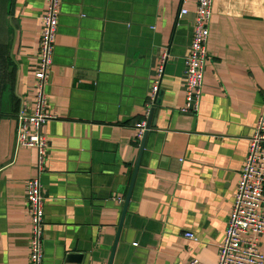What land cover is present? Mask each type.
Wrapping results in <instances>:
<instances>
[{
	"label": "crops",
	"instance_id": "obj_1",
	"mask_svg": "<svg viewBox=\"0 0 264 264\" xmlns=\"http://www.w3.org/2000/svg\"><path fill=\"white\" fill-rule=\"evenodd\" d=\"M46 4L15 0L4 29L19 109L0 121V264H30L27 185L38 155L17 148L16 131L35 102ZM197 8L198 0H63L46 87L57 118L44 128V264L71 253L109 264L138 161L113 264H217L264 109V0H215L200 108L182 114ZM158 79L156 128L140 157L136 125H148Z\"/></svg>",
	"mask_w": 264,
	"mask_h": 264
},
{
	"label": "built area",
	"instance_id": "obj_2",
	"mask_svg": "<svg viewBox=\"0 0 264 264\" xmlns=\"http://www.w3.org/2000/svg\"><path fill=\"white\" fill-rule=\"evenodd\" d=\"M215 0H198L195 26L190 53L186 59V102L182 114H196L203 96L205 67L208 61V41ZM63 0H47L41 17L42 33L39 42V57L35 74V102L25 107L18 116L16 131L17 148L35 150L38 155V175L27 185V210L31 223L30 264H44L45 206L46 196L40 175L43 174L48 155L49 142L44 133L45 126L57 118L50 109L46 87L54 63L55 46L59 31V20ZM188 11L183 10L182 15ZM169 58L162 56L159 78ZM161 80L154 82L147 107V114L159 101ZM137 139L141 140L147 123L136 125ZM188 239L197 241L193 233H186ZM264 236V109L259 115L253 135L248 141V151L240 173L226 235L219 246L217 264H264L260 241ZM137 246V244H135ZM187 264H204L192 260Z\"/></svg>",
	"mask_w": 264,
	"mask_h": 264
},
{
	"label": "trees",
	"instance_id": "obj_3",
	"mask_svg": "<svg viewBox=\"0 0 264 264\" xmlns=\"http://www.w3.org/2000/svg\"><path fill=\"white\" fill-rule=\"evenodd\" d=\"M14 3L15 0H0V121L16 116L19 109L14 94L16 66L11 59L9 45L4 40L6 21L12 15Z\"/></svg>",
	"mask_w": 264,
	"mask_h": 264
},
{
	"label": "water",
	"instance_id": "obj_4",
	"mask_svg": "<svg viewBox=\"0 0 264 264\" xmlns=\"http://www.w3.org/2000/svg\"><path fill=\"white\" fill-rule=\"evenodd\" d=\"M157 113L158 112H157L156 108H153L151 110V112H150V117H149V121H148V125H147V131H146V133L144 135V138H143V141H142L140 157H141V155L143 154V152L145 150L147 137H148L150 131H152L153 129L156 128L155 123L153 124V120H154V117H156ZM139 167H140V161H138V163L136 165V169H135L133 177H132L131 186H130V190H129V194L127 196V199H126L125 203H123V205H122V207H123V215H122L121 223L119 225L118 234L116 236V240H115V243L113 245V249H112V253H111L109 264H113L116 252H117V250H118V248L120 246L119 245L120 244L119 243L120 242V237H121V234H122V231H123V227H124V224H125V219H126V215H127V211H128V205L130 203V199H131L133 188H134V184H135V181H136V178H137V175H138ZM84 260H85V256L84 255H77L75 253H71V254L67 255L64 259H62L60 261V264H84Z\"/></svg>",
	"mask_w": 264,
	"mask_h": 264
}]
</instances>
